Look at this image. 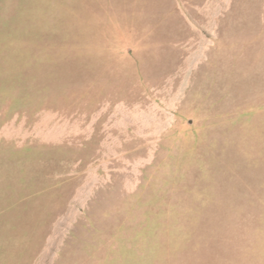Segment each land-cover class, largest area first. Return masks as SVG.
Wrapping results in <instances>:
<instances>
[{"label": "rangeland", "instance_id": "374dc122", "mask_svg": "<svg viewBox=\"0 0 264 264\" xmlns=\"http://www.w3.org/2000/svg\"><path fill=\"white\" fill-rule=\"evenodd\" d=\"M0 264H264V0H0Z\"/></svg>", "mask_w": 264, "mask_h": 264}]
</instances>
